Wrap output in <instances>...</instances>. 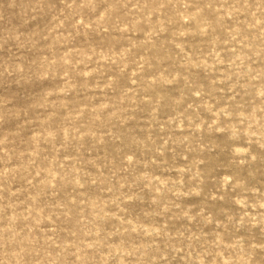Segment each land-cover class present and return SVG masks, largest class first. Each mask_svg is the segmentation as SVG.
Instances as JSON below:
<instances>
[{"label":"rangeland","instance_id":"rangeland-1","mask_svg":"<svg viewBox=\"0 0 264 264\" xmlns=\"http://www.w3.org/2000/svg\"><path fill=\"white\" fill-rule=\"evenodd\" d=\"M0 264H264V0H0Z\"/></svg>","mask_w":264,"mask_h":264}]
</instances>
